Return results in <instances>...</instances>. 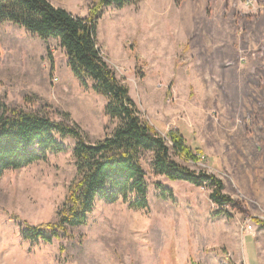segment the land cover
I'll return each instance as SVG.
<instances>
[{
    "label": "rangeland",
    "instance_id": "374dc122",
    "mask_svg": "<svg viewBox=\"0 0 264 264\" xmlns=\"http://www.w3.org/2000/svg\"><path fill=\"white\" fill-rule=\"evenodd\" d=\"M49 1L80 17L97 2ZM97 38L142 116L164 136L178 128L205 156L174 158L216 174L238 206L218 214L209 186L170 180L145 162L148 208L98 200L72 236L33 243L11 216L57 219L77 171L76 140L59 137L65 151L0 179V264H258L245 224L264 214V0L104 6ZM0 101L76 124L90 142L118 125L107 98L80 84L58 39L10 22L0 26Z\"/></svg>",
    "mask_w": 264,
    "mask_h": 264
},
{
    "label": "trees",
    "instance_id": "16d2710c",
    "mask_svg": "<svg viewBox=\"0 0 264 264\" xmlns=\"http://www.w3.org/2000/svg\"><path fill=\"white\" fill-rule=\"evenodd\" d=\"M138 1L97 0L89 17H80L49 0H0V26L10 22L44 39H58L80 84L104 95L106 114L118 121L111 134L90 142L76 124L0 101V179L9 170L45 160L48 152L65 151L59 137L76 140V176L58 208L57 219L33 225L17 214L11 216L20 222L22 236L33 243H52L63 235L72 236L70 229L87 224L98 200L116 202L121 198L129 201L132 208H148L145 162L156 174L170 180L209 186L211 198L219 207L218 214L230 216L226 208L238 206L224 192L225 183L220 177L207 170H193L174 158L177 155L196 161L198 156L178 128L164 136L142 116L129 86L104 58L97 38L100 10Z\"/></svg>",
    "mask_w": 264,
    "mask_h": 264
},
{
    "label": "crops",
    "instance_id": "0c3cea01",
    "mask_svg": "<svg viewBox=\"0 0 264 264\" xmlns=\"http://www.w3.org/2000/svg\"><path fill=\"white\" fill-rule=\"evenodd\" d=\"M257 227L253 230H247V232L251 234V237H253L254 242L258 247V257L256 258V262L258 264H264V228L257 229Z\"/></svg>",
    "mask_w": 264,
    "mask_h": 264
},
{
    "label": "built area",
    "instance_id": "2783aa9c",
    "mask_svg": "<svg viewBox=\"0 0 264 264\" xmlns=\"http://www.w3.org/2000/svg\"><path fill=\"white\" fill-rule=\"evenodd\" d=\"M198 157L200 158H204V154L201 152L197 153ZM261 218H257L255 217V219L253 217L248 218L246 224H245V228L246 230H253L255 229L257 226H261L264 225V214L260 216Z\"/></svg>",
    "mask_w": 264,
    "mask_h": 264
}]
</instances>
